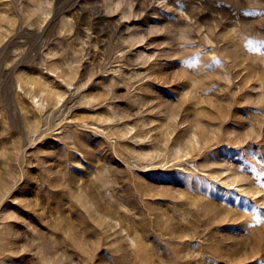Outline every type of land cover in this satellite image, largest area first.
I'll list each match as a JSON object with an SVG mask.
<instances>
[{
	"label": "rangeland",
	"instance_id": "obj_1",
	"mask_svg": "<svg viewBox=\"0 0 264 264\" xmlns=\"http://www.w3.org/2000/svg\"><path fill=\"white\" fill-rule=\"evenodd\" d=\"M0 264H264V0H0Z\"/></svg>",
	"mask_w": 264,
	"mask_h": 264
},
{
	"label": "bare ground",
	"instance_id": "obj_2",
	"mask_svg": "<svg viewBox=\"0 0 264 264\" xmlns=\"http://www.w3.org/2000/svg\"><path fill=\"white\" fill-rule=\"evenodd\" d=\"M39 105L42 107V106H43V103H42V102H40V103H39Z\"/></svg>",
	"mask_w": 264,
	"mask_h": 264
}]
</instances>
